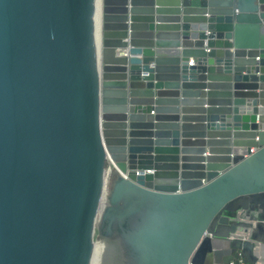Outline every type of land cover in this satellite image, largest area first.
<instances>
[{
  "label": "water",
  "instance_id": "1",
  "mask_svg": "<svg viewBox=\"0 0 264 264\" xmlns=\"http://www.w3.org/2000/svg\"><path fill=\"white\" fill-rule=\"evenodd\" d=\"M95 12L0 0V264H264V0Z\"/></svg>",
  "mask_w": 264,
  "mask_h": 264
},
{
  "label": "bare ground",
  "instance_id": "2",
  "mask_svg": "<svg viewBox=\"0 0 264 264\" xmlns=\"http://www.w3.org/2000/svg\"><path fill=\"white\" fill-rule=\"evenodd\" d=\"M95 29H96V39L97 41H99L101 35V0H96ZM89 264H95L94 245L92 248Z\"/></svg>",
  "mask_w": 264,
  "mask_h": 264
},
{
  "label": "built area",
  "instance_id": "3",
  "mask_svg": "<svg viewBox=\"0 0 264 264\" xmlns=\"http://www.w3.org/2000/svg\"><path fill=\"white\" fill-rule=\"evenodd\" d=\"M254 150H255L254 147L250 148V152H253ZM230 264H245V262L243 259H239L236 263L231 262Z\"/></svg>",
  "mask_w": 264,
  "mask_h": 264
}]
</instances>
